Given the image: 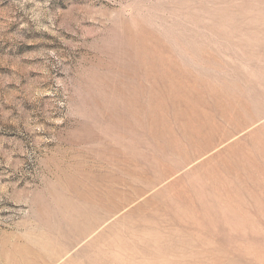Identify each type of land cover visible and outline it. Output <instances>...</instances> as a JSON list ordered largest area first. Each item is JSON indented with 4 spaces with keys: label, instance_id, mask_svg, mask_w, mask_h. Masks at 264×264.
Returning <instances> with one entry per match:
<instances>
[{
    "label": "rangeland",
    "instance_id": "1",
    "mask_svg": "<svg viewBox=\"0 0 264 264\" xmlns=\"http://www.w3.org/2000/svg\"><path fill=\"white\" fill-rule=\"evenodd\" d=\"M0 264H264V0H0Z\"/></svg>",
    "mask_w": 264,
    "mask_h": 264
}]
</instances>
